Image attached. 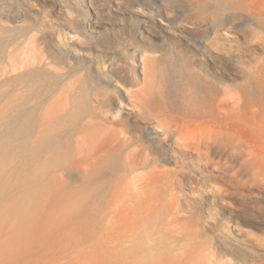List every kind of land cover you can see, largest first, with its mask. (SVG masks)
I'll return each instance as SVG.
<instances>
[{"label": "bare ground", "instance_id": "6f19581e", "mask_svg": "<svg viewBox=\"0 0 264 264\" xmlns=\"http://www.w3.org/2000/svg\"><path fill=\"white\" fill-rule=\"evenodd\" d=\"M191 8L0 0V264H264V0Z\"/></svg>", "mask_w": 264, "mask_h": 264}, {"label": "rangeland", "instance_id": "374dc122", "mask_svg": "<svg viewBox=\"0 0 264 264\" xmlns=\"http://www.w3.org/2000/svg\"><path fill=\"white\" fill-rule=\"evenodd\" d=\"M155 1L156 2L162 1V3H164V5H166L169 8V10L173 13L169 16L175 18L176 21H180V20L187 21L188 22L187 25L191 28V32H193L195 35H198V37L202 38L207 45H210V41L207 39L208 35H207L206 29L203 30L202 27L200 28L199 27L200 24L198 26H196L194 24V22L191 20V16H192L191 3H192V0H155ZM100 5L101 4H98L97 8L100 10H103V7ZM123 9H125V8H123ZM142 11H143L142 13L149 18H150V16L152 17L154 15V12L151 9L149 10V9L144 8V10H142ZM45 15H46V18L44 19V23H46L47 25H52L55 32L57 30H60L61 26L59 25V22L66 19V15H65V12L63 9L54 10V11L53 10H47V11H45ZM154 18L156 19V21H158V23H159V21H161L160 18H158V16L154 15ZM189 23H193L194 26H192V24H189ZM150 28H151V26H150ZM153 29L155 31L161 30V28L159 26H157V24H156V27ZM33 34H35V32H33ZM31 35H32V33L30 35H28L29 38ZM152 35H155V34H152ZM22 38H23V40L25 39L24 37H22ZM22 38L20 40L16 41L17 44H16V42L14 43V47L10 48L11 49L10 54L12 53L11 54L12 56H10V57L15 58V59L16 58L22 59V57L24 55V48L26 46L25 44H27L26 41L29 42L28 37L24 41L22 40ZM153 38H156V37H153ZM127 49H129V43L127 42V40H120L118 43H115L114 45H112L108 49H106L104 51V53L102 55H100L101 57H99L98 60H100L101 58H106V59L109 58V60L110 59L122 60L124 53ZM168 49H169L168 47L165 48L166 51H168ZM168 58H169V60L172 59V57H167V60H168ZM96 66H97V64H96ZM108 97H109V95L106 96V98H108ZM176 149H179V148L176 147ZM193 159H194V156L191 154H188L186 156V159L184 160V162L187 164H190L191 163L190 161ZM191 200L192 199L188 198V204H192ZM209 204H210L209 207H206V209H207L206 212L212 213L211 216H213L214 218H216V217L219 218L218 213H221V212L219 211V208H217V205L216 204L213 205V203H211V202ZM227 226H228L227 221L224 219L221 220L219 228L223 231H227L228 230ZM232 233L236 234V235L239 234V229H237V228L233 229ZM250 234H251V236H260V233L255 231V230L251 231Z\"/></svg>", "mask_w": 264, "mask_h": 264}, {"label": "clouds", "instance_id": "9594fccd", "mask_svg": "<svg viewBox=\"0 0 264 264\" xmlns=\"http://www.w3.org/2000/svg\"><path fill=\"white\" fill-rule=\"evenodd\" d=\"M146 244L147 245H150L151 244V240L149 239V240H146Z\"/></svg>", "mask_w": 264, "mask_h": 264}]
</instances>
